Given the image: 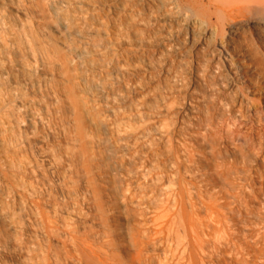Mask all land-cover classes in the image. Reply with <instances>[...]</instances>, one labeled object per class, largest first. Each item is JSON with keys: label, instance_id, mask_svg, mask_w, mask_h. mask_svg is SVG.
Listing matches in <instances>:
<instances>
[{"label": "rangeland", "instance_id": "374dc122", "mask_svg": "<svg viewBox=\"0 0 264 264\" xmlns=\"http://www.w3.org/2000/svg\"><path fill=\"white\" fill-rule=\"evenodd\" d=\"M0 11L24 37L0 50V114L23 96L35 115L0 132V205L23 225L1 240L48 264H264V32L228 42L205 0Z\"/></svg>", "mask_w": 264, "mask_h": 264}, {"label": "bare ground", "instance_id": "6f19581e", "mask_svg": "<svg viewBox=\"0 0 264 264\" xmlns=\"http://www.w3.org/2000/svg\"><path fill=\"white\" fill-rule=\"evenodd\" d=\"M202 1L204 2V0ZM205 2L211 8V14L216 18L217 23L219 24L220 22L221 27L228 32V42L233 43L238 36L248 35L252 38L253 34L264 32V0H205ZM22 42H24V37L16 31L6 15L0 11V50L17 48ZM32 56H34L33 53ZM3 57L0 54V59ZM237 67L239 71L246 73L245 71L250 69V64L245 60H241L237 64ZM251 77L253 79L251 91L253 93H259L258 99L264 103V81L261 80L264 76L256 74ZM1 96L0 93V97ZM29 105L30 101L23 96H15L12 98L8 104L5 105L6 108L0 114V132L6 128L12 129L16 124H19L18 121L12 119V113L15 111L34 118L35 115L28 110ZM11 140L15 142L17 148L19 146L17 137L14 136ZM6 164L11 167L14 165V162L12 160H7ZM0 220H7L10 228L16 232L23 230V225L20 222H16L12 218L11 212L1 205ZM54 223L52 218H45V225L47 228H53ZM34 233L37 234L36 231H34ZM1 241L0 257L3 255L16 259V264H48L35 254V250L28 245L22 244L21 240L16 237ZM7 244H9L10 247L9 245L7 246ZM81 257L86 260L85 262L90 264L97 263H95L94 260V263L92 262L88 257V253L86 255L82 252ZM90 257L92 256L90 255ZM98 262L101 263V261ZM56 263L58 264V262ZM0 264L6 263L0 260Z\"/></svg>", "mask_w": 264, "mask_h": 264}]
</instances>
